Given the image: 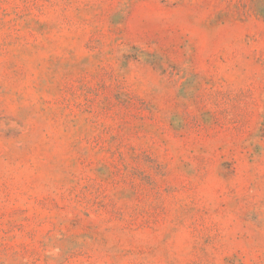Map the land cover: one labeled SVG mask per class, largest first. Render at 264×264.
<instances>
[{
	"label": "rangeland",
	"instance_id": "374dc122",
	"mask_svg": "<svg viewBox=\"0 0 264 264\" xmlns=\"http://www.w3.org/2000/svg\"><path fill=\"white\" fill-rule=\"evenodd\" d=\"M0 264H264L252 0H0Z\"/></svg>",
	"mask_w": 264,
	"mask_h": 264
},
{
	"label": "trees",
	"instance_id": "16d2710c",
	"mask_svg": "<svg viewBox=\"0 0 264 264\" xmlns=\"http://www.w3.org/2000/svg\"><path fill=\"white\" fill-rule=\"evenodd\" d=\"M256 11L264 18V0H252Z\"/></svg>",
	"mask_w": 264,
	"mask_h": 264
}]
</instances>
